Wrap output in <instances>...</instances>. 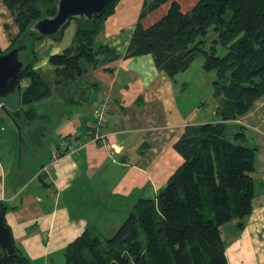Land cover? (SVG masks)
<instances>
[{"label": "crops", "instance_id": "0c3cea01", "mask_svg": "<svg viewBox=\"0 0 264 264\" xmlns=\"http://www.w3.org/2000/svg\"><path fill=\"white\" fill-rule=\"evenodd\" d=\"M175 1L182 11L196 2ZM142 3L119 0L96 37L97 45L115 49L119 58L102 60L74 80L58 82L48 58L70 41L41 38L33 46V69L49 82L50 95L26 105L18 94L1 101L3 221L29 264H64L66 246L85 229L113 235L139 199L156 201L158 191L183 162L173 144L184 127L219 120L216 108L221 97H214L211 104L203 99L201 104H208L204 109L181 101L178 94L188 85L177 75L186 69L170 77L155 66L150 54L122 56ZM169 5L170 1L148 13L141 20L143 26L165 15ZM17 33L0 0V49H6ZM25 85L21 81V88ZM99 100L111 108L103 143L92 142L89 135ZM227 124L243 132L245 143L256 151L250 172L252 210L242 227L223 226L225 257L227 264H264V95L249 112ZM64 136L77 137L79 145L52 161V150ZM47 165L48 170L42 171Z\"/></svg>", "mask_w": 264, "mask_h": 264}, {"label": "trees", "instance_id": "16d2710c", "mask_svg": "<svg viewBox=\"0 0 264 264\" xmlns=\"http://www.w3.org/2000/svg\"><path fill=\"white\" fill-rule=\"evenodd\" d=\"M169 1L165 15L144 27L141 20ZM118 2L108 0L93 20H71L76 31L70 46L48 58L55 81L74 80L87 67L121 56L95 44ZM55 3L4 0L18 27L10 49L25 45L19 59L27 83L15 90L22 105L50 95L49 82L33 69L32 41L44 37L28 29L37 19L53 16ZM66 26L51 38L60 40ZM210 29L214 35L208 41ZM197 53L203 56L202 68L215 72L213 96L222 98L216 108L219 120L186 125L173 144L183 162L156 201L139 199L109 237L85 229L66 246L64 264H227L223 226L242 227L251 213L256 147L247 145L240 131L228 139L226 122L249 112L264 95V0H196L187 11L175 0H143L123 57L150 54L155 66L173 77L187 69ZM16 250L17 256H8L2 249L0 264H29Z\"/></svg>", "mask_w": 264, "mask_h": 264}, {"label": "water", "instance_id": "95a60500", "mask_svg": "<svg viewBox=\"0 0 264 264\" xmlns=\"http://www.w3.org/2000/svg\"><path fill=\"white\" fill-rule=\"evenodd\" d=\"M107 2L108 0H56L55 14L37 19L30 25L28 32H35L43 37L56 36L71 20H93L100 16L105 10ZM24 48L25 45H21L5 53H0V97L2 98L7 97L20 87L23 62L19 59V51ZM0 247L8 256L18 255L11 234L3 223L1 206Z\"/></svg>", "mask_w": 264, "mask_h": 264}, {"label": "rangeland", "instance_id": "374dc122", "mask_svg": "<svg viewBox=\"0 0 264 264\" xmlns=\"http://www.w3.org/2000/svg\"><path fill=\"white\" fill-rule=\"evenodd\" d=\"M75 31H76V23L74 21H71L66 26V28L64 30L63 37H62L64 42L68 43L70 41L68 46H70V44L72 42ZM213 35H214L213 31L210 29L208 32V35H207L208 41L211 39V37ZM60 40H56V41H60ZM35 41L34 40L32 41V46H34V44H37V43H35ZM95 44H97V41ZM11 46H13V45L9 44L8 47L6 49H4V51H8ZM68 46H66L65 48H67ZM205 48L207 49L208 45H206ZM219 53L220 54L223 53L222 49H220ZM33 54H35L34 47H33ZM202 60H203L202 54L197 53L194 60L191 62L190 66L184 72L177 75V80L180 82L183 80L188 85V87H186V89L184 90L183 93L181 91V93L178 94L181 101H182V99L185 100L184 103L186 106H190V105H193L196 103L197 107L204 109L207 107L208 104H205V105L201 104L202 103L201 101L203 99H208L209 104L213 103V101H214V96L212 95V92H213L212 81L215 78V72L214 71H205L202 68ZM22 81H25L27 83V81L25 79H22ZM17 94H18V91H14L13 93H11L10 95L7 96L5 101H7L8 98H12L13 96L16 97ZM183 95L186 97H183ZM235 129H236L235 127L233 128L231 125L227 124V126H226V137L228 139H232L234 133H236V131H237ZM223 233H224V229H223ZM105 237H107V236H105Z\"/></svg>", "mask_w": 264, "mask_h": 264}, {"label": "built area", "instance_id": "2783aa9c", "mask_svg": "<svg viewBox=\"0 0 264 264\" xmlns=\"http://www.w3.org/2000/svg\"><path fill=\"white\" fill-rule=\"evenodd\" d=\"M0 102V106H1ZM111 115V108L109 103L106 100H99L93 108L92 111V120L90 125V139L92 142L103 143L105 142L107 136L104 132V127L108 122V119ZM77 138V137H76ZM71 136H64L59 144L52 150L51 159L52 161L56 160L61 154L65 153L70 147L77 146V139ZM113 157V155H112ZM114 158V157H113ZM48 165L43 166L42 171L48 170Z\"/></svg>", "mask_w": 264, "mask_h": 264}]
</instances>
